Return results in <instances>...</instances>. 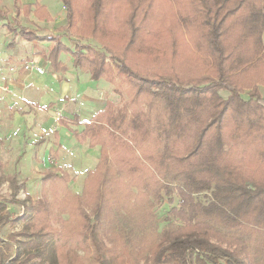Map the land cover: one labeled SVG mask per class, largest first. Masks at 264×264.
<instances>
[{
    "label": "trees",
    "instance_id": "1",
    "mask_svg": "<svg viewBox=\"0 0 264 264\" xmlns=\"http://www.w3.org/2000/svg\"><path fill=\"white\" fill-rule=\"evenodd\" d=\"M59 1L66 13L60 35L21 26V7L9 22L0 10V25L28 42L54 43L55 64L65 70L58 55L68 53L73 68L115 85L120 96L122 104L107 99L81 131L70 130L79 144L99 148L80 194L66 188L61 196L62 211L86 223L92 263L124 264L128 255L131 264H264V98L257 89L264 84V0ZM31 7L21 8L24 16ZM34 14L50 20L42 6ZM4 167L0 159V181ZM46 173L41 185L57 187L58 176ZM7 180L12 197L0 195V230L25 216L7 213L8 204L23 205L15 195L24 187L15 175ZM164 205L170 208L159 217ZM150 224L157 242L141 248ZM30 241L37 248H23L21 259L15 248L11 264L34 255L58 264L63 251L55 241Z\"/></svg>",
    "mask_w": 264,
    "mask_h": 264
},
{
    "label": "rangeland",
    "instance_id": "2",
    "mask_svg": "<svg viewBox=\"0 0 264 264\" xmlns=\"http://www.w3.org/2000/svg\"><path fill=\"white\" fill-rule=\"evenodd\" d=\"M16 2L17 5L15 4ZM42 5L49 7L54 13L62 11V4L59 0H0V10L4 13L5 22L12 21L15 14V7L22 8L23 6H32L29 11V15H31V13H34L35 7H41ZM28 20L23 19L22 21L28 28L30 27L29 29H32V25H30L31 22ZM10 39H12V36ZM62 40L65 45L74 50L72 45L73 42L67 39ZM40 43L43 42H36L29 45L33 46V48L36 47L39 52L42 50L43 55H48L50 51L49 45L41 49ZM89 43L93 44L95 48L99 46V42L97 41H89ZM5 48L6 46H4L3 49ZM31 48L32 47H29V49ZM76 52H78V50ZM25 53L26 54L22 53V57H28L31 60V50L25 51ZM60 55H63V59L60 60L62 62L61 64L70 71L73 68L72 57L68 53L61 52L58 55V59ZM26 64V61L16 62V65H19L22 70H25L24 67ZM66 69L62 74L61 71L55 74L56 77L67 75ZM73 69L76 70L77 73L73 74L72 71L68 73L69 76L67 79L71 83L67 88L69 89V94L67 93V95H65L67 97L65 101L60 92L62 87H60V83L54 79V72L49 64L46 65L45 69L43 68L45 73L43 75H39L35 71H28L29 74H34L30 79L31 81H34L41 87L49 88L50 92L48 94L43 91L32 93L35 95V99L42 104L41 109L33 111L34 116L31 115L28 117L26 122L20 119L13 125V128L16 129L4 131L0 135V159L5 163L4 170L1 171L0 195L8 199L12 197L11 185L7 180L8 176L15 175L18 184L24 181V187L20 188L15 195L17 200L23 201V205L8 204L6 209L8 214L19 215L21 218L22 214L25 213L24 219H20V221L16 223L7 224L0 230V236L4 239L0 244V257L2 254L5 255L6 259H2L5 264H11L15 256V248H18L17 252L19 251L20 253L18 254L20 259L24 256L23 248H37V243L33 244V246L29 243H32L30 238H32V240L41 238L48 243L55 241L56 246H60V250L63 251L59 252L61 258L60 260L58 259V264H93L94 249L91 248L89 243L90 234L85 236V233H89L86 229V223L81 219L82 216L80 214L78 216L76 212L69 213L67 211H62L61 196L64 194L63 192H65L66 188L72 195L80 194L86 174L88 171L92 170L97 163L99 148H89L87 145L79 144L70 133V130L74 128V123L78 120L81 124H78L77 128L81 130L83 122L89 121L95 113L94 111L100 107L99 104H103L107 99L117 106L122 104V102L120 96L115 92V85L101 81L103 83L98 82V86L101 87L99 88L97 86L98 88L95 90L97 84L95 81L88 79L86 73L75 68ZM71 74L74 75L73 79L71 78ZM63 78L64 77H59V80L62 81ZM32 86H34V84ZM78 86L79 91L77 88ZM257 89L259 95L264 98V84L258 85ZM4 92H8L6 87H0V95H3ZM49 94L50 96L48 97L47 95ZM221 94L223 97L227 96L224 92H221ZM75 95L78 96L74 97ZM122 95L123 100H126L127 96L124 95L123 90ZM81 96L85 98L82 100ZM87 97H92V99H95L99 104L95 106L94 103L85 102L84 100ZM243 97L246 98V93ZM21 100L23 101V99ZM73 110H75V114L78 118L74 117L75 114H73ZM64 119L70 121L65 122L68 126H64L68 130L60 126L63 123L61 120ZM4 122L5 124L8 123L7 120ZM28 124H33L34 126L32 125L33 127L30 128L27 126ZM17 127L20 128L19 131ZM53 128H55L54 131ZM39 136H42L43 141L35 143L40 138ZM59 143L66 147V149L68 148V150L66 151V149H64V152H62ZM50 150L52 152L56 150L57 155L49 156ZM48 171L58 176L57 181L59 185H57V187L52 186L51 181L45 186L41 185V179ZM63 174L64 177H61ZM65 177L67 178L66 187L65 183H63ZM129 189H131L133 195L136 193L135 189L131 187ZM143 193L146 194V192ZM132 194L130 193V196L133 198L134 196ZM126 198L128 199L127 196ZM41 201L46 203L45 206H43L44 203H40ZM141 203V199H138L136 206H134L136 207L135 209H137V206L139 207ZM173 203V205L176 206L178 204L176 195H174ZM78 208L80 209L81 207ZM169 208L170 206L168 205L162 206L157 210V215L159 217L162 216ZM86 211L88 212L87 214H90L89 209ZM92 218L93 215L91 213L90 220ZM145 226H148V222ZM161 227L162 224L159 225V229H161ZM153 230L151 225L147 231L145 240L139 245L141 248H147L150 243L157 242V232L155 233ZM72 232H78V235H75L74 239H72ZM95 234L99 237L98 232ZM83 238H85L87 242H85ZM10 241L12 242L10 243ZM106 241L109 242L107 239ZM106 246L109 247L108 243ZM153 252L154 249L151 246L149 256H152ZM37 256L38 255H34L23 264H52L51 261L40 259ZM107 257L106 255V258ZM130 258L131 256L126 255L124 257V264H131ZM110 261L117 263V261H113L112 259H110ZM140 264H143L142 261Z\"/></svg>",
    "mask_w": 264,
    "mask_h": 264
},
{
    "label": "crops",
    "instance_id": "3",
    "mask_svg": "<svg viewBox=\"0 0 264 264\" xmlns=\"http://www.w3.org/2000/svg\"><path fill=\"white\" fill-rule=\"evenodd\" d=\"M42 7L45 10V14L49 16V18H50L49 21H44V19H43V18H45L44 14L42 17H37L34 13H31V15H29L26 18L22 15L23 13H22L21 8L19 11L20 16L16 17V15L14 14V17L12 20H14L16 17V19L19 21L21 26L25 27L26 29H29L30 27L28 28V26L25 25L22 21L23 19L28 20V18H29L28 21L31 22L30 25H32L31 30L36 31L39 35H45V34L60 35V34H62L63 32L61 31V27H63L66 23V13H65L63 6H62V11L59 13H54L47 6L42 5ZM28 21H26V22H28ZM3 24L4 23H2L0 25V87H6L8 92H4L3 95H0V114H1L0 115V135L4 131H11V130L16 129V128H13L14 127L13 125H15L20 119H23L24 122H26L28 117H30L31 115L34 116L33 111L41 109L42 104H40V101L35 99V95H33L32 93H35V92L39 93V91H43L44 93L48 94L50 92L49 88L41 87V86L37 85L34 81H31L30 79L34 76V74H29L28 71L22 70L19 67V65H16V62H20V61L21 62L26 61V63L36 62L37 64H39L44 69L46 68V65L49 64L52 67V71L54 72V74H53L54 79H56L60 83V87H62L60 92H61V95H62V98L64 101L67 98L65 95H67V93L69 94V89H67V88L69 87V85L71 83L67 79V77L69 76L68 73L71 71L73 72V74L77 73L76 70H74L73 68L69 71L65 67L67 75L59 76V77H64L62 79V81H60L59 77L57 78L55 74H57L60 71H61V74L64 73V69L60 68L57 64H55L51 60V56H50L51 49H52L54 43H52V42L51 43H49V42L40 43L41 49L45 48V46H47V45H49V47H50V51L48 52V55L45 56V55H43L42 50H41V52H39V51H37L36 47L33 48V46L29 45V44H34L36 42H28L18 35H14V34L9 33L7 28ZM43 32H45V33H43ZM11 36H12V39H10ZM62 39H67V38L65 36H63L61 38V42L63 41ZM62 43H64V42H62ZM4 46H6L5 49H3ZM29 47H32V48L29 49ZM28 50H31V55H32L31 60L28 57H22L23 56L22 53L26 54L25 51H28ZM23 59H25V60H23ZM61 59H63V55L59 56L58 62H60V64L62 63L60 61ZM73 77H74V75L71 76L72 79H73ZM88 79H90L89 75H88ZM95 83H97L96 89H95V90H97V88L99 87L98 82H95ZM99 83H103V82L99 81ZM33 84H34V86H32ZM77 88L79 91V86ZM82 93H84V92H82ZM47 96L49 97L50 94ZM77 96L78 95H75L74 97H77ZM84 98L85 97H82L81 99L83 100ZM21 99H23V101ZM84 101L85 102L88 101L91 104L94 103L95 106L99 104L98 102L95 101V99H92V97H87ZM104 103H105V101L103 102V104H101V105L99 104L100 107L99 108L96 107L98 109H96V111H94V112L96 113L98 110H100L104 106ZM73 114H75V110H73ZM6 120L8 122L7 124H5V122H4ZM62 121L70 122L69 120H66V119H64ZM32 125L33 124H28L27 126L32 128L34 126V125L33 126ZM60 126L64 127V126H68V125H60ZM64 128L66 130H68L66 127H64ZM82 128L83 127H81V130H82ZM17 130L19 131L20 128L17 127ZM54 130H55V128H53V131ZM72 130L81 131L80 129L77 128L76 125H74V128ZM40 138H42V136ZM58 141H59V139H58ZM0 143H1V141H0ZM59 144H60L59 146H61L60 150L62 152H64V149H66V147H64L61 143H59ZM67 150H68V148L66 149V151ZM54 152H56V150Z\"/></svg>",
    "mask_w": 264,
    "mask_h": 264
},
{
    "label": "built area",
    "instance_id": "4",
    "mask_svg": "<svg viewBox=\"0 0 264 264\" xmlns=\"http://www.w3.org/2000/svg\"><path fill=\"white\" fill-rule=\"evenodd\" d=\"M24 69L26 71H35L39 75H43L44 74L43 68H41L36 62H28L25 65Z\"/></svg>",
    "mask_w": 264,
    "mask_h": 264
}]
</instances>
